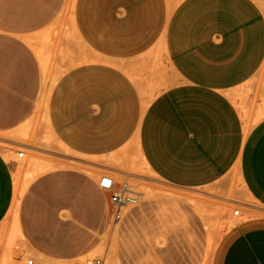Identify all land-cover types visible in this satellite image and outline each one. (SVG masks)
Masks as SVG:
<instances>
[{"label":"crops","instance_id":"crops-1","mask_svg":"<svg viewBox=\"0 0 264 264\" xmlns=\"http://www.w3.org/2000/svg\"><path fill=\"white\" fill-rule=\"evenodd\" d=\"M75 16L92 55L58 78L49 108L70 153L113 161L134 135L160 180L199 188L240 166L264 205V117L244 138L241 114L264 66L257 0H78ZM157 52L163 66L152 76ZM32 163L34 176L47 170ZM13 196L12 167L0 154V222ZM257 211L237 226L217 264H264V207Z\"/></svg>","mask_w":264,"mask_h":264},{"label":"rangeland","instance_id":"rangeland-1","mask_svg":"<svg viewBox=\"0 0 264 264\" xmlns=\"http://www.w3.org/2000/svg\"><path fill=\"white\" fill-rule=\"evenodd\" d=\"M77 2L0 0V154L14 178L13 202L0 222V264H75L97 256L107 264L109 253L112 264H217L242 224L232 228L235 218L245 223L264 207L240 166L210 185L187 188L144 166L134 135L114 151L113 161L110 154L70 153L56 138L49 113L53 86L92 55L77 27ZM257 3L264 12V0ZM43 48L45 72L38 58ZM158 55L148 70L152 76L163 66ZM253 82L247 91L253 97L242 103L244 138L264 117V66ZM30 162L47 170L34 176ZM104 174L137 193L119 221L112 219L109 190L99 186Z\"/></svg>","mask_w":264,"mask_h":264},{"label":"built area","instance_id":"built-area-1","mask_svg":"<svg viewBox=\"0 0 264 264\" xmlns=\"http://www.w3.org/2000/svg\"><path fill=\"white\" fill-rule=\"evenodd\" d=\"M14 154V152H13ZM18 157H22L24 152L18 150L15 152ZM99 186L103 189L109 190V199L112 210V219L114 221H119L124 213V208L131 203L136 202L137 193L133 190V188L129 185L128 182H123L120 185H117V182L113 180V178L107 174H104L99 179ZM239 210H234V215H238ZM28 264H32V260L29 261ZM75 264H104V260L102 257H92L86 259L85 261H79Z\"/></svg>","mask_w":264,"mask_h":264},{"label":"bare ground","instance_id":"bare-ground-1","mask_svg":"<svg viewBox=\"0 0 264 264\" xmlns=\"http://www.w3.org/2000/svg\"><path fill=\"white\" fill-rule=\"evenodd\" d=\"M58 77V76H57ZM55 80H57L56 78H54ZM54 82V81H53ZM48 87V86H47ZM46 87V88H47ZM47 105V104H46ZM40 164H38V165H36V163H32L31 164V166L33 167V168H37V169H39V168H41V166H39ZM40 173V172H39ZM114 180V179H113ZM150 188V187H149ZM152 192L153 191H151V192H149V191H146V194H152ZM168 192V191H167ZM179 192V191H178ZM172 193V192H171ZM174 194V193H173ZM192 194V193H191ZM180 195V194H179ZM179 195H177V196H179ZM184 195V194H183ZM183 195H181V196H183ZM186 196V194L182 197V198H184ZM180 197V196H179ZM191 197V196H190ZM197 198V197H196ZM195 198V199H196ZM186 199H187V196H186ZM185 199V200H186ZM196 201V200H195ZM198 201H199V199H198ZM188 202H189V200H188ZM127 207V206H126ZM126 207H125V209H126ZM194 207H196L200 212H204L205 211V207L202 205V203H199V202H197V203H195L194 202ZM125 209H124V211H125ZM233 213H234V211H233ZM245 217V216H244ZM249 220H251V218H247V220L246 221H244V222H247V221H249ZM239 223H241L239 220H238V218H235V220L231 223V227L233 228V227H235V226H237ZM230 227V228H231ZM209 240H211V238H210V236H209ZM107 262V264H112V261L110 260V259H108V261H106Z\"/></svg>","mask_w":264,"mask_h":264}]
</instances>
